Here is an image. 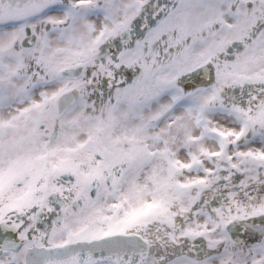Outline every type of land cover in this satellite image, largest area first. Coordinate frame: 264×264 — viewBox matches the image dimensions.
<instances>
[{
	"label": "snow or ice",
	"instance_id": "snow-or-ice-1",
	"mask_svg": "<svg viewBox=\"0 0 264 264\" xmlns=\"http://www.w3.org/2000/svg\"><path fill=\"white\" fill-rule=\"evenodd\" d=\"M0 264H264V0H0Z\"/></svg>",
	"mask_w": 264,
	"mask_h": 264
}]
</instances>
